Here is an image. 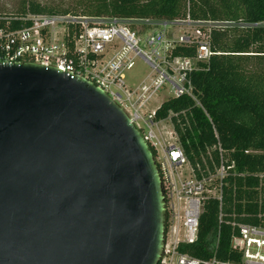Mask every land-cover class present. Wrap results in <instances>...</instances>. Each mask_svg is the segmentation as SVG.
<instances>
[{"label": "water", "instance_id": "1", "mask_svg": "<svg viewBox=\"0 0 264 264\" xmlns=\"http://www.w3.org/2000/svg\"><path fill=\"white\" fill-rule=\"evenodd\" d=\"M165 204L151 148L100 87L0 63V264H158Z\"/></svg>", "mask_w": 264, "mask_h": 264}, {"label": "built area", "instance_id": "2", "mask_svg": "<svg viewBox=\"0 0 264 264\" xmlns=\"http://www.w3.org/2000/svg\"><path fill=\"white\" fill-rule=\"evenodd\" d=\"M17 19L28 24L15 27L12 22ZM223 24L189 18L126 19L71 13L0 16V63L34 62L86 78L123 108L151 148L161 176L167 216L165 245L158 264H234L216 255L198 258L179 248L182 243L197 241L206 201H220L222 223L223 188L227 177L235 173V162H229L220 148L219 164L198 176L176 133L178 144L166 141L161 129L163 120L156 119L157 108H149L162 91L167 92L166 99L182 95L196 99L191 75L205 69L211 57L219 54L212 49L211 33ZM178 46L196 47V53L175 56L173 51ZM138 58L149 66L150 73L131 86L125 73L134 68ZM259 177L264 197V174ZM258 218V224L230 222L236 229L231 247L242 254V264H264V210ZM219 240L218 230L215 251Z\"/></svg>", "mask_w": 264, "mask_h": 264}, {"label": "trees", "instance_id": "3", "mask_svg": "<svg viewBox=\"0 0 264 264\" xmlns=\"http://www.w3.org/2000/svg\"><path fill=\"white\" fill-rule=\"evenodd\" d=\"M38 13H71L89 17L126 19H191L224 23L213 28L215 54L205 69L192 73L195 98L170 97L156 110V119L170 118L174 132L196 174H207L225 158L235 162L220 201L204 204L198 239L179 250L198 258L242 264L231 247L236 232L231 221L258 224L264 210L259 175L264 174V0H75L69 9H55L30 0L16 17ZM21 27L28 21L14 20ZM196 47L178 46L175 56H193ZM220 231L216 251L215 234Z\"/></svg>", "mask_w": 264, "mask_h": 264}, {"label": "rangeland", "instance_id": "4", "mask_svg": "<svg viewBox=\"0 0 264 264\" xmlns=\"http://www.w3.org/2000/svg\"><path fill=\"white\" fill-rule=\"evenodd\" d=\"M30 0H0V16L1 17H10L19 13V11L28 5ZM41 5L48 7H53L55 9H69L72 8L75 4V0H34ZM177 30V28L175 29ZM143 49H147L143 47ZM150 73L149 66L144 62V60L138 58L135 61V66L131 70L125 73L126 80L129 85L136 86L138 85L146 76ZM167 92L162 91L150 105V109L158 108L163 101L167 98ZM162 135L166 141L172 144H178L176 136L174 135L173 124L170 119H164L161 122ZM170 133L172 135L170 136ZM173 136V137H172ZM189 170V167L185 171Z\"/></svg>", "mask_w": 264, "mask_h": 264}]
</instances>
